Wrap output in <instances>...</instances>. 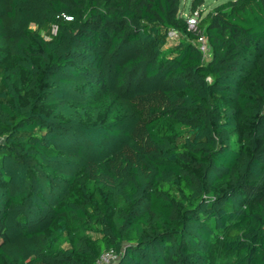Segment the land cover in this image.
Instances as JSON below:
<instances>
[{"label":"trees","instance_id":"16d2710c","mask_svg":"<svg viewBox=\"0 0 264 264\" xmlns=\"http://www.w3.org/2000/svg\"><path fill=\"white\" fill-rule=\"evenodd\" d=\"M181 9L0 0V264H264V0Z\"/></svg>","mask_w":264,"mask_h":264},{"label":"built area","instance_id":"2783aa9c","mask_svg":"<svg viewBox=\"0 0 264 264\" xmlns=\"http://www.w3.org/2000/svg\"><path fill=\"white\" fill-rule=\"evenodd\" d=\"M185 18L186 28L188 31H195L197 29L199 21V11L198 9L194 11H189L188 14H182ZM169 39L171 41L177 39V34L175 32L169 33ZM196 46L200 51L202 58L207 60L209 58V47L206 42V37L203 34H199L196 38ZM117 253L113 250L106 251L102 253L95 264H115L117 260Z\"/></svg>","mask_w":264,"mask_h":264},{"label":"rangeland","instance_id":"374dc122","mask_svg":"<svg viewBox=\"0 0 264 264\" xmlns=\"http://www.w3.org/2000/svg\"><path fill=\"white\" fill-rule=\"evenodd\" d=\"M229 0H203L202 4L198 7V11H199V15H202V13L204 14L207 11L212 10V8H214L215 6L221 4V3H225ZM190 3L191 0H181V13L182 14H188L190 9ZM201 16H199V20H200ZM33 30H35L34 27H32ZM176 40H173L171 42H169V44H173L175 43ZM107 108V107H106ZM108 109V108H107Z\"/></svg>","mask_w":264,"mask_h":264}]
</instances>
